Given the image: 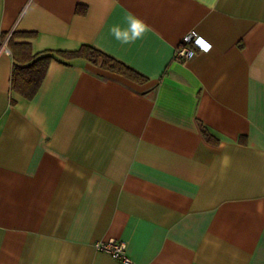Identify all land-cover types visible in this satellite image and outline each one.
<instances>
[{
    "label": "crops",
    "instance_id": "1",
    "mask_svg": "<svg viewBox=\"0 0 264 264\" xmlns=\"http://www.w3.org/2000/svg\"><path fill=\"white\" fill-rule=\"evenodd\" d=\"M129 14L150 31L123 44ZM0 31V264H126L110 239L129 264H264V0H0ZM12 32L54 57L31 99ZM192 32L209 48L176 59ZM83 45L145 79L56 53Z\"/></svg>",
    "mask_w": 264,
    "mask_h": 264
},
{
    "label": "trees",
    "instance_id": "2",
    "mask_svg": "<svg viewBox=\"0 0 264 264\" xmlns=\"http://www.w3.org/2000/svg\"><path fill=\"white\" fill-rule=\"evenodd\" d=\"M6 35V32L0 31V41ZM33 36L34 34L29 32H12L7 39V48L14 60L10 88L25 99H31L35 96L45 78L50 62L54 59L49 52L33 54L29 42L16 41V38H31ZM56 53L65 58L82 57L88 59L106 70L134 81L140 82L145 79L137 71L89 45H83L75 51H56ZM201 131L206 139L213 140L212 135L204 127Z\"/></svg>",
    "mask_w": 264,
    "mask_h": 264
},
{
    "label": "built area",
    "instance_id": "3",
    "mask_svg": "<svg viewBox=\"0 0 264 264\" xmlns=\"http://www.w3.org/2000/svg\"><path fill=\"white\" fill-rule=\"evenodd\" d=\"M201 42H203V40L200 37L196 36L193 32L189 33L177 46L175 58L187 60L195 54L196 49L206 50L209 48L208 45L205 47L206 44ZM4 50L6 53H10L7 47H5ZM94 246L97 250L106 253L123 263H131V259L125 253V243L123 241H116L114 239H110L108 241H98Z\"/></svg>",
    "mask_w": 264,
    "mask_h": 264
},
{
    "label": "clouds",
    "instance_id": "4",
    "mask_svg": "<svg viewBox=\"0 0 264 264\" xmlns=\"http://www.w3.org/2000/svg\"><path fill=\"white\" fill-rule=\"evenodd\" d=\"M128 28L120 29L115 26L111 29L112 34L123 44H131L136 40L142 39L150 31V26L140 17L129 14L127 17Z\"/></svg>",
    "mask_w": 264,
    "mask_h": 264
},
{
    "label": "snow or ice",
    "instance_id": "5",
    "mask_svg": "<svg viewBox=\"0 0 264 264\" xmlns=\"http://www.w3.org/2000/svg\"><path fill=\"white\" fill-rule=\"evenodd\" d=\"M201 43H203V42H201ZM205 47H207V45H205Z\"/></svg>",
    "mask_w": 264,
    "mask_h": 264
}]
</instances>
